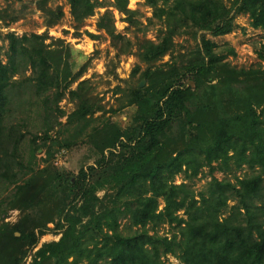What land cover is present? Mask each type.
<instances>
[{"label":"trees","instance_id":"16d2710c","mask_svg":"<svg viewBox=\"0 0 264 264\" xmlns=\"http://www.w3.org/2000/svg\"><path fill=\"white\" fill-rule=\"evenodd\" d=\"M69 1L76 19L92 16L97 8L94 0ZM115 1L120 12L126 11V0L121 5L119 0ZM146 3L153 8L156 18L178 22L168 28L164 33L168 35L160 43L147 44L141 58L146 62L167 53L173 37L181 34L183 28L195 33L208 32L214 37L232 30L233 18L219 0ZM237 3L249 15L251 26L264 30V0ZM100 25L114 36L112 26ZM32 40L39 41V46L31 45ZM9 41L8 60H0V183L14 186L11 197L15 199L25 192L28 179L36 173L32 166L34 150L28 160L22 151L25 134L20 127L25 129L26 123L16 122L14 99H19V92L26 88L35 89L38 95L55 90L57 103L62 94L55 89L58 74L51 72L42 49L44 38L18 40L11 36ZM216 48L215 43L201 39L196 56L181 72L191 76L192 86L176 82L180 77L178 69L165 75L161 70L144 73L150 84L145 93L138 91L133 101L139 132L133 146L127 144L129 154H121V148L117 155L113 153L119 144L123 145L120 132H115L100 148L102 155L105 151L110 153V157L103 159L109 163L110 183L119 189L117 196L122 208L99 213L96 191L101 185L85 186L79 212L86 222L79 228V221H66L60 240L47 245L48 251L40 252L48 253L46 259H52L53 264H165L162 258L172 255L178 257L180 264H264V71L235 70L223 63ZM233 54L234 50H230L229 55ZM26 64L31 76L23 82L14 81L20 67ZM159 71L163 73L158 75ZM208 89L214 93L226 91V108L230 110L226 113L230 115H218L222 103L216 100L208 105L198 104ZM22 105L21 102L16 107L22 109ZM43 112L42 132L47 136L54 126L48 120L49 107L45 106ZM180 118L189 130L185 147L170 159L154 163L170 125ZM37 137L31 139L35 149ZM232 159L237 167L256 170V175L239 180L238 185L213 178L199 199L186 184H173L176 175L186 173L195 177L203 165L227 164ZM26 177L29 178L24 181ZM231 197L236 205L223 217ZM159 198L164 202L162 211H158ZM180 211L185 218L180 217ZM126 213L131 225L142 228L141 231L124 236L118 231L119 215ZM150 223L177 228L180 239L150 234L145 230Z\"/></svg>","mask_w":264,"mask_h":264},{"label":"rangeland","instance_id":"374dc122","mask_svg":"<svg viewBox=\"0 0 264 264\" xmlns=\"http://www.w3.org/2000/svg\"><path fill=\"white\" fill-rule=\"evenodd\" d=\"M94 1L97 2L94 14L76 19L69 0H0V60L3 63L8 60L11 36L18 40L44 38L42 49L51 72L58 74L55 89L62 94L57 103L55 90L44 96L26 88L19 92V99H14L16 122L26 123L25 129L20 127L25 134L22 151L28 160L34 150L32 166L36 174L24 178V181L29 178V185L15 199L11 197L14 186L0 183V202L4 201L0 203V264H53L52 259L45 258L48 253L40 252L48 251L47 245L60 240L66 221H79V228L86 222L79 212L85 186L101 185L96 191L99 213L122 208L117 196L119 189L110 183L109 163L103 159L110 157V153L105 151L102 155L100 148L115 132H120L123 145L119 144L113 153L117 155L121 148V154H129L127 144L133 146L139 132L133 101L136 93H145L150 84L144 73L161 70L165 75L178 69L180 77L176 82L192 86L191 76L181 72L196 56L202 38L217 45L215 53L231 68L264 71V30L251 26L249 15L239 9V0H219L233 18L231 32L214 37L208 32L195 33L183 28L181 34L173 37L167 53L151 62L141 59L147 44L160 43L168 35L164 34L168 28L178 22L156 18L146 0H126V11L122 12L115 0ZM100 24L112 26L114 36ZM30 43L39 46V41ZM230 50H234L233 55H229ZM30 76L26 64L13 80L23 82ZM228 99L226 91L214 93L208 89L198 104L208 105L216 100L222 103L218 115L227 116ZM21 102L23 108L19 109L16 106ZM45 106L50 109L48 120L54 126L47 136L42 132ZM188 131L183 118L175 120L154 163L164 162L174 152L183 150L189 140ZM35 135L36 149L31 142ZM256 173L247 166L237 167L232 159L227 164L203 165L195 177L181 173L172 181L175 185L186 184L199 199L213 178L238 185L239 180ZM235 205L236 200L231 197L223 217ZM163 207V199L159 198L158 211ZM178 214L182 217L183 211ZM141 230L131 225L127 213L119 215L118 231L123 236ZM145 230L169 240L180 239L177 228L164 223H150ZM162 260L165 264H180L177 256L167 255Z\"/></svg>","mask_w":264,"mask_h":264}]
</instances>
